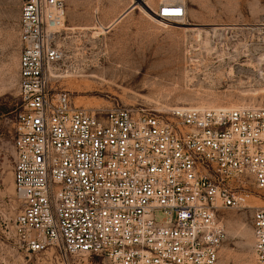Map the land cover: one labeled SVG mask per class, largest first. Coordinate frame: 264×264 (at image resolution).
I'll return each mask as SVG.
<instances>
[{
	"label": "built area",
	"instance_id": "obj_1",
	"mask_svg": "<svg viewBox=\"0 0 264 264\" xmlns=\"http://www.w3.org/2000/svg\"><path fill=\"white\" fill-rule=\"evenodd\" d=\"M171 1L158 18L186 16ZM66 13V0H21L18 245L51 264H229L220 211L251 208L255 186L263 204L252 207L248 264H264V107L77 106L53 86L67 62Z\"/></svg>",
	"mask_w": 264,
	"mask_h": 264
},
{
	"label": "rangeland",
	"instance_id": "obj_2",
	"mask_svg": "<svg viewBox=\"0 0 264 264\" xmlns=\"http://www.w3.org/2000/svg\"><path fill=\"white\" fill-rule=\"evenodd\" d=\"M163 3L168 1L73 0L61 40L67 62L54 88L87 108L119 102L166 114L180 107H264V0H184V18L157 21L149 8L154 15ZM20 12L21 0H0V264H51L40 253L28 254L13 235L24 208L13 179L16 120L23 109ZM259 193L250 186L251 208L220 211L227 231L223 262L251 261ZM162 218L157 211V221Z\"/></svg>",
	"mask_w": 264,
	"mask_h": 264
},
{
	"label": "bare ground",
	"instance_id": "obj_3",
	"mask_svg": "<svg viewBox=\"0 0 264 264\" xmlns=\"http://www.w3.org/2000/svg\"><path fill=\"white\" fill-rule=\"evenodd\" d=\"M168 1V3H173V1H171V0H167ZM184 0H181V2H183ZM142 2V1H141ZM143 3V2H142ZM146 7V6H145ZM149 11H151V13H152V9L151 8H149ZM152 17H154L157 21H163V19H160V18H158L157 16H156V14H154V15H152L150 12H148ZM154 13V12H153ZM171 20H173V19H169L168 21H171ZM167 21V20H166ZM262 60H264L263 58H262ZM264 63V62H263ZM180 108H183V107H180ZM234 108H238V107H234Z\"/></svg>",
	"mask_w": 264,
	"mask_h": 264
},
{
	"label": "crops",
	"instance_id": "obj_4",
	"mask_svg": "<svg viewBox=\"0 0 264 264\" xmlns=\"http://www.w3.org/2000/svg\"><path fill=\"white\" fill-rule=\"evenodd\" d=\"M72 2H73V0H66L67 11H68V5H71ZM128 9H129V8H127V9H126L125 11H123L122 13L128 11ZM128 12H129V11H128ZM122 13H121V14H122ZM121 14H120V15H121ZM127 14H128V13H127ZM120 15H119V16H120ZM116 19H117V18H116ZM116 19H115V20H116ZM115 20H113V21H115ZM113 21H112V22H113ZM112 22H111V23H112ZM111 23H109V24H111ZM109 24H108V25H109Z\"/></svg>",
	"mask_w": 264,
	"mask_h": 264
}]
</instances>
